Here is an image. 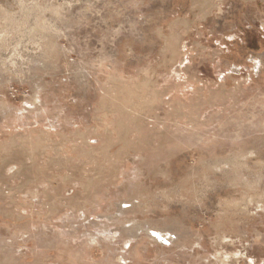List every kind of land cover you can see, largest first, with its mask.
I'll return each mask as SVG.
<instances>
[{
  "label": "rangeland",
  "instance_id": "rangeland-1",
  "mask_svg": "<svg viewBox=\"0 0 264 264\" xmlns=\"http://www.w3.org/2000/svg\"><path fill=\"white\" fill-rule=\"evenodd\" d=\"M0 264H264V0H0Z\"/></svg>",
  "mask_w": 264,
  "mask_h": 264
}]
</instances>
